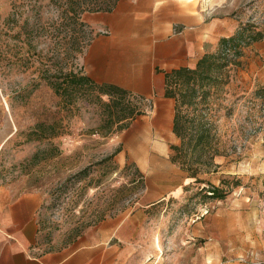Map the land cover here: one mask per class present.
I'll return each instance as SVG.
<instances>
[{"label":"rangeland","instance_id":"374dc122","mask_svg":"<svg viewBox=\"0 0 264 264\" xmlns=\"http://www.w3.org/2000/svg\"><path fill=\"white\" fill-rule=\"evenodd\" d=\"M198 1L207 20L234 24L235 33L222 38L243 32L247 41L221 83L210 85L216 93L208 116L220 154L217 167L200 175L203 182L171 161L170 146L180 139L172 124L158 125V99L138 100L144 113L108 136L97 132V105L82 102L69 113L37 70L40 54L55 62L60 53L52 35L55 6L0 0V183L41 193L42 240L49 247L120 216L123 239L106 245L121 250L109 253L107 264H264V57L257 50L264 0ZM95 14H83L85 48L95 34L109 32L95 28ZM25 29L31 30L29 55ZM71 63L84 70V54L65 67ZM40 122H57L62 134L28 137ZM85 169L89 175L80 178ZM208 185L225 195L209 196Z\"/></svg>","mask_w":264,"mask_h":264},{"label":"crops","instance_id":"0c3cea01","mask_svg":"<svg viewBox=\"0 0 264 264\" xmlns=\"http://www.w3.org/2000/svg\"><path fill=\"white\" fill-rule=\"evenodd\" d=\"M198 0H119L112 11L96 12L95 34L84 52V71L99 83H110L159 100L158 125L169 127L174 100L164 96L165 72L194 67L205 53L215 52L234 24L207 20ZM264 57V39L257 45ZM42 195L0 183V264H107V255L121 250L107 246L123 239L126 219L107 217L61 247L42 240L39 210Z\"/></svg>","mask_w":264,"mask_h":264},{"label":"trees","instance_id":"16d2710c","mask_svg":"<svg viewBox=\"0 0 264 264\" xmlns=\"http://www.w3.org/2000/svg\"><path fill=\"white\" fill-rule=\"evenodd\" d=\"M50 1L57 11V17L51 24L54 31L52 35L59 44L60 53L58 57L57 54L53 57L55 62L46 59L45 55H39L40 65L37 68L39 79L52 87L69 113L82 102L97 105L102 111L98 133L108 136L124 130L144 113L137 102L146 98L115 84L99 83L83 68H77L73 63L69 68L65 67L69 61L75 62L86 49L82 38L88 25L83 19V14L112 11L119 0ZM29 31L31 30L25 29L24 32L28 55L32 45ZM16 37H19V34ZM245 43L247 41L243 32L233 38H222L219 49L205 53L194 67L182 66L165 72L164 96L174 100L172 130L180 139L179 144L170 146V159L186 171L188 177L195 178L196 182H203L200 175L217 167L215 157L220 154L217 129L208 116L212 109L211 99L216 93L210 85L221 83L222 75L228 68L231 58L243 56ZM239 63L240 61H235L236 65ZM61 134L57 122L51 124L40 122L27 135L37 140H46ZM55 150L60 153L59 148L56 147ZM39 153L41 151L33 158L38 157ZM113 155L109 158L111 159ZM80 175L82 176L80 178H85L89 171L85 169ZM207 188L209 196L221 198L225 195L222 188L208 185L203 187V190Z\"/></svg>","mask_w":264,"mask_h":264}]
</instances>
